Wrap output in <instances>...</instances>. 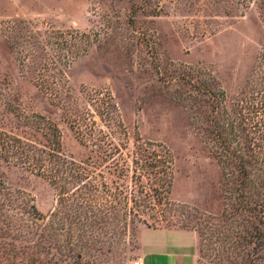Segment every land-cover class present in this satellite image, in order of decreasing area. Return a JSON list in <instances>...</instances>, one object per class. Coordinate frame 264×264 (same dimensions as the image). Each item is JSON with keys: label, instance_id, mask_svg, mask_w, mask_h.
Returning <instances> with one entry per match:
<instances>
[{"label": "rangeland", "instance_id": "374dc122", "mask_svg": "<svg viewBox=\"0 0 264 264\" xmlns=\"http://www.w3.org/2000/svg\"><path fill=\"white\" fill-rule=\"evenodd\" d=\"M260 91L264 0H0V131L45 149L56 126L91 178L84 201L0 159V200L28 203L0 217V264H142L146 228L195 233V264H264Z\"/></svg>", "mask_w": 264, "mask_h": 264}, {"label": "trees", "instance_id": "16d2710c", "mask_svg": "<svg viewBox=\"0 0 264 264\" xmlns=\"http://www.w3.org/2000/svg\"><path fill=\"white\" fill-rule=\"evenodd\" d=\"M43 83L41 82V86ZM44 89H47L42 86ZM41 87V88H42ZM262 92V91H260ZM263 94H253L256 96H252L251 100L246 104V110H248V118L253 117L254 119H260L264 122V92ZM110 102H113V98L109 97ZM91 116V114H87V118H85V122L88 121V116ZM101 116H104V113L101 112ZM107 118H110V114L107 113ZM111 119V118H110ZM93 123L95 121L92 120ZM259 124H257V127ZM75 127V126H74ZM73 127V128H74ZM51 131V137L49 138V146H46V148H40L34 144L27 143L23 141L22 139L9 135L5 132L0 131V159H3L8 162H16L18 164L25 165L28 170H30L32 173L36 174L39 177L46 178L50 181L52 185L55 186V188H61L62 190H65V188L68 186H74L75 189L72 190L71 196L69 197H75L78 196L79 198H83L84 201H88L90 196H85L84 194L78 195L77 191L80 192L81 186L87 187L88 183L90 182L91 178H87L86 182H83L82 185L75 186V184L87 177L89 174L87 168L79 167L76 165L74 161L68 160L62 153V139H61V132L56 126H50L49 127ZM79 129V136H84L85 133ZM97 132L94 124V128L92 129L91 136H94V133ZM153 146L152 144H149L148 146L140 145L138 147L137 155H143L146 156V159L142 160L141 167L144 168L146 166H151L153 168H158L159 173L166 174L168 170L171 169V162L166 161V156H160L157 151H150V147ZM109 148L113 149L112 152L118 151L116 147L113 146V143L109 144ZM169 153V152H166ZM154 156L157 157L156 160H154ZM140 160H135V165L139 166ZM13 162V163H14ZM125 171V169L122 170V172ZM246 175V179H250L251 173L248 171H244ZM164 183L162 184L163 191L165 189V186H170L171 178L166 180L165 178H161ZM251 181V180H249ZM78 187V188H77ZM5 191V188H4ZM12 194V193H11ZM10 194V196H11ZM9 195V193H7ZM124 193L122 190L117 189V192L110 191V196L114 198V200H117L119 196H123ZM150 196V195H149ZM14 198L15 196L12 195ZM76 197V198H78ZM95 198V196L93 195ZM9 202L5 203L3 200H0V217L6 216V207L8 206L10 210L14 211L16 207L19 205L15 204L16 202L20 203L21 208L26 210L25 207L28 206V203L25 201V199L17 198H6ZM61 200H64L61 198ZM69 201H72L69 200ZM259 206L262 208L263 205L259 204ZM245 207H248V203ZM35 210V206L31 207ZM249 211H252L253 208H247ZM255 210H257L255 208ZM28 211V210H26ZM262 212V211H261Z\"/></svg>", "mask_w": 264, "mask_h": 264}, {"label": "crops", "instance_id": "0c3cea01", "mask_svg": "<svg viewBox=\"0 0 264 264\" xmlns=\"http://www.w3.org/2000/svg\"><path fill=\"white\" fill-rule=\"evenodd\" d=\"M144 230L147 232L140 234L139 249L142 264H195L198 245L195 233L151 228ZM146 233L156 237L147 242L143 239Z\"/></svg>", "mask_w": 264, "mask_h": 264}]
</instances>
